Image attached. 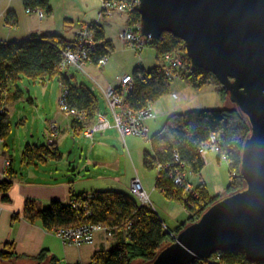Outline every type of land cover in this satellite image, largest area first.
Listing matches in <instances>:
<instances>
[{
  "label": "trees",
  "instance_id": "obj_1",
  "mask_svg": "<svg viewBox=\"0 0 264 264\" xmlns=\"http://www.w3.org/2000/svg\"><path fill=\"white\" fill-rule=\"evenodd\" d=\"M26 10L35 12L40 9L49 16L53 13L50 0H23ZM13 12H10V14ZM9 14V15H10ZM141 16L138 9H133L128 15V23L140 25ZM96 40L100 43L92 55V63L97 64L101 57L110 55L113 52L112 42L105 40V29L99 25L95 26ZM69 40H65L60 35L38 36L33 34L29 39L22 42H0V86L12 91L13 85L20 80V75H27L33 79L44 80L46 77L53 79L59 77V82L67 87L65 104L67 108L78 113H84L87 120L91 121L100 112L98 97L83 82L72 83L70 75L66 70L60 69L63 59V51L69 45ZM156 50V57L162 60L167 53L175 52L183 47V41L174 37L171 33H163L160 38L152 42ZM187 70H190V60L186 56ZM163 61V60H162ZM160 65L150 69L141 66L134 68L133 90L126 98V106L132 110H140L147 104H154L160 98L169 95L172 80L159 70ZM183 80L194 89L202 86L215 84L221 98L227 97L225 90L215 79L214 75L203 70L190 71L183 75ZM18 97V93L13 92L12 98ZM74 124L80 130L82 123L74 119ZM12 123L9 112H0V139H4L10 134ZM81 131V130H80ZM249 125L235 107H225L222 109L192 110L181 114H171L159 132L149 137L152 153L144 152V166L146 169L158 171L156 177V188L165 194L167 199L180 203L189 214L188 221H196L203 212L213 204L219 197L211 196L204 183L199 184L196 189L199 196L187 195L183 198L182 190L175 185L170 178L174 171L173 167H168L175 163L177 159L184 163L180 171L199 174L205 167L204 159L199 154V149L212 135H218L220 147L217 155H225L229 159L230 182L225 188L226 194L239 191L242 186V178L239 176V165L241 162V150L243 142L247 138ZM23 159L28 163L44 161L47 158L60 160L62 153L59 152L57 143L47 144H27L24 148ZM12 182L6 180L0 191L6 195ZM87 193L71 195L68 204L59 201H52L51 204L36 209L32 205L26 206L25 216L30 221L42 220L43 224L51 229L52 226H70L80 223L83 210L72 208L71 202L89 201L93 223H101L105 227L114 229L117 235V243L109 247L106 251H99L92 259V264H132L134 260L142 263L151 261L161 247L170 242L167 226L155 212L154 208L148 205H141L130 193L126 194L114 190H96L93 194ZM186 226L179 224L172 233H178ZM45 251H42L37 258H33L36 264H41L46 258ZM216 263L212 264H262L247 261L243 251L220 252L213 254ZM23 257L16 255L13 244L5 245L0 250V260L7 264H17ZM52 264H57L56 261ZM193 264H204L202 261H195Z\"/></svg>",
  "mask_w": 264,
  "mask_h": 264
},
{
  "label": "water",
  "instance_id": "obj_2",
  "mask_svg": "<svg viewBox=\"0 0 264 264\" xmlns=\"http://www.w3.org/2000/svg\"><path fill=\"white\" fill-rule=\"evenodd\" d=\"M140 33L183 41L190 67L214 75L249 125L242 188L218 198L144 264H193L243 251L264 264V0H139ZM0 264H7L0 260Z\"/></svg>",
  "mask_w": 264,
  "mask_h": 264
},
{
  "label": "rangeland",
  "instance_id": "obj_3",
  "mask_svg": "<svg viewBox=\"0 0 264 264\" xmlns=\"http://www.w3.org/2000/svg\"><path fill=\"white\" fill-rule=\"evenodd\" d=\"M77 1L80 3L79 0ZM54 2L57 6V10L54 13H56L59 20H63L65 15L72 17H77L79 15V13H77V9L76 11L69 9L68 11H65V13H60V11L65 9L62 2H60V0H52V5ZM100 8L101 7L99 5V10ZM129 14L130 13L125 10L120 11L116 9L112 10L110 13H106V16L103 17L107 21L113 20V22H115V26L113 24L105 25L104 19H102L104 28L113 39L118 41L119 39L117 34L120 30H122V27L131 26L128 23ZM54 17H52V19H54ZM114 19H120L121 24L114 21ZM77 22L78 21H76L75 24H77ZM83 26L84 24L81 25V29ZM139 26L140 25H133L131 28L134 27V31L138 32L140 29ZM69 36L71 37L72 35L69 34ZM130 44L131 43L127 44L128 46L124 45V48L119 49L121 52L127 50L123 53L117 50L111 52V56L108 61L109 63L107 64L105 70L107 72H109V70H113L114 73H120L115 76L114 84L117 77L124 76L125 73L132 74L134 68L138 65L145 69H150L162 63V60H159L156 57V50L153 48L152 42L146 43L142 48L140 51V59L138 58L139 50L132 51ZM175 52H179L181 54V59H183V62L186 64L187 60L184 58L186 56L184 48H178ZM81 67L84 74L80 71L78 72L72 66H68L66 71L68 75H70L71 82L77 84L83 82L90 89H92L94 94L98 97L101 111L107 113L109 106L104 93L108 87L112 86L104 88L101 92L100 88L93 82L94 79L88 77L90 76L89 74H92L97 79L98 83L104 86L103 81H101L98 76V74H101L104 67L99 68L95 64L91 65V63L85 64ZM20 77L21 78L17 84L13 85L12 91L8 92L6 95L5 110L7 111L8 106L10 122L12 123L11 132L6 137V140L7 144H9L11 155L14 156V159L18 162V164L21 160V155L19 153L20 151L16 150L24 148L27 144L35 145L39 143L44 146L47 144L45 137L46 124L48 128L50 121L55 120L57 122V131H59L58 140L62 135L60 123L59 120H57L59 119L58 117H60L59 115H64L67 120H74L72 116H68V114L64 112L60 106L63 87L60 86L59 77H55L53 79L46 77L44 80L39 78L33 79L25 74L20 75ZM172 81L171 93L160 98L155 103L156 105H154L155 109L162 106H171L176 107L177 109L172 111L170 114H181L192 110H214L220 108V104L216 105V103H213L214 101H220L219 98L212 99L209 96L203 95L194 97L197 90L188 85L187 82L183 80V76H180L179 79H174ZM12 92H17L18 97L13 98L14 100L11 102L10 98H12ZM222 101H227L225 103L226 107H235L228 98H225L224 100L222 99ZM182 103L185 105H181ZM108 116L112 120L110 114H108ZM94 121L95 118L91 121L87 120L89 124ZM160 121L161 118L156 120L155 126L157 123V126L159 127L157 129L153 128L150 131L149 137L163 127L164 122L162 123V121ZM145 151L152 153L149 139L132 135H128L125 139H123L116 128H110L104 131V133H97L93 141L84 138L82 135H74V139L72 136H65L59 144V152L62 153V158L57 162L54 161V164L60 165L59 167L61 169L67 171L65 173L61 172V175L65 176L63 177L65 180L70 181L77 179L79 182L87 183L86 186L79 185V187L82 186V188H85L84 190H87L89 193L94 192L95 190L116 191L117 189H121L129 194L131 179H129L128 182V177L130 175L140 178L144 188H146V184L155 185L156 183L155 180L158 171H149L144 166L143 157ZM206 158L209 160V163L205 165L201 173H188V180L191 182L192 188L197 191L196 187L202 182H205L207 184L208 191L212 195H217L218 193H222L219 194L220 196L226 195L225 188L231 180L229 162L219 161L217 154L214 152L208 153ZM89 180H93L92 182L95 184V187L90 186L91 184H89ZM127 184L129 185L127 186ZM87 187L88 189H86ZM150 199L153 201L152 197ZM160 200L163 201L165 205L162 207L160 204H157V208L159 210V214L162 215L165 221L168 219L178 223L186 221L189 214H187L186 209L180 203L167 201L165 197H161ZM151 207H153V204ZM188 223L191 222L187 220L185 224ZM165 225L167 226L169 237L172 239L169 243L175 242L177 233H172L171 231L173 230L169 229L171 228L170 222H166ZM106 240L107 241L104 240V243H106V247L109 248L116 243V234L108 236ZM97 246L98 240L94 244L87 243L82 246L67 245L65 248L69 256L73 257L82 252L86 253L88 250H91V248H96ZM211 256L209 257V260H198L202 261L204 264L216 263V260H214ZM17 264H33V262L21 261L17 262ZM132 264L144 263L140 260H134Z\"/></svg>",
  "mask_w": 264,
  "mask_h": 264
},
{
  "label": "crops",
  "instance_id": "obj_4",
  "mask_svg": "<svg viewBox=\"0 0 264 264\" xmlns=\"http://www.w3.org/2000/svg\"><path fill=\"white\" fill-rule=\"evenodd\" d=\"M79 1L80 3L77 0H60V2H62V5L65 8L63 11H60V13H65V11H68L69 9H73L75 11L77 9V13H79V15L77 17L65 15L63 17V20L61 18V20H59V18H57L56 13H54L57 10V6L55 2L52 5V0H50V5L53 9V13L49 16L44 14L42 19L38 17L36 12L28 13L24 7L23 0H0V40L7 43L22 42V40L29 39L33 34L36 33L38 34V36H43L44 34H57L62 36L65 40L67 39L71 41L81 31L80 29L82 24L87 23L88 21L99 20L98 13L101 0ZM10 12L13 13L10 14ZM52 17H54V19H52ZM76 21H78L77 24H75ZM114 21L121 24L120 19H114ZM100 22V25L103 29H105L104 24H115L113 20L107 21L104 19V24H102V20H100ZM69 34H71L72 36L70 37ZM105 40L112 42L113 52L115 50L119 51L120 48H124L123 42L113 39L112 36L108 34L106 29ZM105 69L106 67L103 68L101 74H98L99 79L103 81L104 86L100 85L97 79L92 74H89L86 70V72L90 75L88 77L94 79H92L93 82L100 88L101 92L104 88L108 86H113L115 76L117 74H120L117 72L114 73L113 70H109V72H107ZM196 90V95H194V97L203 95L209 96L212 99L219 98L220 101H214L213 103H216V105L220 104L221 106L219 109L226 107L225 103L227 101H222L219 91L217 90L216 85L214 83L202 86V88ZM169 93H171V90ZM13 98H10L11 102L14 100ZM183 103L181 105H185ZM154 105L156 104L154 103L152 105L153 114L155 115V118L150 119L147 122V125L150 127L151 130L153 128L157 129L159 127L157 126V123V127L155 126L156 120H159V118H161L162 123H165L166 120L170 117V113L177 109L176 107L171 106H162L158 107V109H155ZM59 116L60 117H58L59 119L57 120H59L62 135L56 141L58 150L60 141H62L65 136H72L74 139V135H81L80 130L77 129L73 120H67L64 115ZM45 131L46 137L47 124ZM24 148L16 150L20 151L19 153L21 155V160L18 164V162L14 159V156L11 155V150H9V144H7L6 137H4L3 143H0V186L6 180L12 182L11 186L9 187L10 189L6 192V195H4L0 191V250L4 249L5 245L9 243L13 244L16 255H18L19 257H23L19 262H33V264H36V261H34L33 258H37L40 253H42V251H45L47 255L41 264H52L54 263V261L59 264L76 262H80L82 264H92V259L96 253L109 249L106 247V243H104V240L107 241V238H105V235L103 233L98 232L95 236V242L98 240V246L96 248H91V250H88L86 253L82 252L72 257L69 256L65 248V246H67L68 244L62 242L54 234V232H52L43 224L42 220L29 221L26 218L25 208L26 206L32 205L36 209L41 210L42 208L48 207L52 201H59L62 204H68L71 201V195H73V193L76 195L83 193L93 194L96 190L94 192L89 193L87 192V190H84L85 188H82V186H86L87 183L79 182L77 179H73L70 181L65 180L63 178L65 176L61 175V172L65 173L67 171L61 169L59 167L60 165L54 164V161L57 162L58 160L49 157L44 161H36L35 163L26 162L23 159ZM6 160H10V165L8 168L4 166ZM207 163H209L208 159ZM188 173L193 174L190 171L187 172V179ZM133 177L134 175H130L128 177V182L129 179H132ZM89 181V184H91L90 186L95 187V184L92 182L93 180ZM202 183H204L207 188V184L205 182ZM79 185L82 186L79 187ZM128 185L129 184H127V186ZM86 189H88V187ZM144 189L147 194H149L150 198L152 197L153 201L151 202L153 204L154 210L160 216L164 224H166V222H170L171 228L168 227L170 230L174 231L179 224L185 223L188 220L187 218L186 221L180 223L169 219L165 221L162 215L159 214L157 204H160L162 207L165 205L164 202L160 200L161 197H165L167 201L172 200L167 199L165 194L156 188V183L155 185L146 184V188ZM116 191H121L123 193L128 194V192L121 189H117ZM209 194L211 196H218V194L222 193L212 195L209 192ZM117 241L118 239L116 235V243Z\"/></svg>",
  "mask_w": 264,
  "mask_h": 264
},
{
  "label": "built area",
  "instance_id": "obj_5",
  "mask_svg": "<svg viewBox=\"0 0 264 264\" xmlns=\"http://www.w3.org/2000/svg\"><path fill=\"white\" fill-rule=\"evenodd\" d=\"M139 0H101L100 10L98 21H90L84 23L81 31L77 36L69 42L67 48L63 51V59L60 63V69L66 70L68 66H72L78 72L83 73L81 66L85 64H94L92 63V55L96 52L95 49L103 41L96 40L95 29L94 27L101 24L100 20L104 19L106 13H110L112 10H125L129 13L133 9H138ZM28 13H32L30 10H27ZM40 19L43 18L44 13L42 10L38 9L35 11ZM101 26V25H100ZM134 27H122L117 34L118 39L123 42L125 46L130 44L131 50H139L138 58L140 59V51L145 46L146 43L152 42L150 38L143 37L140 33L134 31ZM0 42H3L0 40ZM110 55L101 57L97 61L96 66L99 68L106 67L109 63ZM159 70L163 71L167 78L170 80L179 79L180 76L184 74H189L192 71L187 70L186 64L181 59V54L178 52L167 53L162 59ZM140 66V65H138ZM60 86L63 87V91L60 99V106L68 116H72L73 119L78 120L82 123L81 135L93 141L97 133H104L107 129L116 128L119 134L123 139L128 135L139 136L142 138L149 139L150 127L147 125L148 120L154 119L155 115L153 114L152 104H147L146 107L140 110H132L126 106V98L129 93L133 90V76L130 73H125L124 76H119L116 78L115 84L112 87H108L105 90L106 100L108 104V112H98L95 115V121L89 124L84 113H78L75 110L67 108L65 104V95L67 94V87L60 82ZM8 89L0 86V112L3 113L6 110V98L8 94ZM112 117V120L110 117ZM56 121H50V124L47 128L46 142L47 146L53 145L56 143L59 131H57ZM220 138L218 135H212L204 144L200 146L199 154L204 159V162L207 163V154L214 152L218 155L220 147L218 146ZM0 143H3V139H0ZM220 161H228V157L225 155H220ZM10 165V160L5 161V167L8 168ZM184 163L181 164L180 160L177 159L175 163L169 165L168 167H173L174 171L170 174V178L175 182V185L178 186L183 192V198L185 199L187 195H193L195 198L199 196L198 191L192 188L191 182L186 178V173L180 171V168H183ZM129 193L136 198L139 204L152 206L149 194L144 189L143 183L140 178L133 177L130 180ZM188 193V194H187ZM90 195L89 199L90 200ZM89 201L77 202L73 199L71 202L72 208L78 210H83L84 214L81 216V221L78 224L70 226H52L50 229L54 234L66 244L70 246H82L84 244H94L95 236L98 232H102L106 238L108 236L114 235V229L110 227H105L101 223H93L90 220L91 211L88 204ZM59 264V263H57ZM65 264H82L80 262L76 263H65Z\"/></svg>",
  "mask_w": 264,
  "mask_h": 264
}]
</instances>
